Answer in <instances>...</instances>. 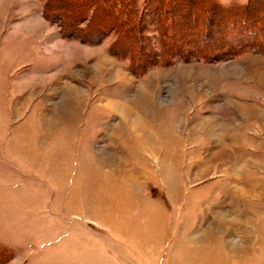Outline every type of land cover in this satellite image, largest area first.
Masks as SVG:
<instances>
[{
    "label": "rangeland",
    "instance_id": "374dc122",
    "mask_svg": "<svg viewBox=\"0 0 264 264\" xmlns=\"http://www.w3.org/2000/svg\"><path fill=\"white\" fill-rule=\"evenodd\" d=\"M97 1L0 0V264H264V0Z\"/></svg>",
    "mask_w": 264,
    "mask_h": 264
},
{
    "label": "trees",
    "instance_id": "16d2710c",
    "mask_svg": "<svg viewBox=\"0 0 264 264\" xmlns=\"http://www.w3.org/2000/svg\"><path fill=\"white\" fill-rule=\"evenodd\" d=\"M133 1H136V0H98L97 2H95L92 5L93 6L92 10H97V9H103L104 10L105 9L106 11L113 12L115 15H118V16L119 15H123V17H119V18H121V20L119 22V25L115 26V28H113V30L115 32H118L119 30L120 31L126 30L127 32H132L133 29H135L136 32H139V34H140V30H139L138 26L136 28H134L133 25H131V19H130L131 14H134V12H136V10H137L136 5L134 4ZM133 7H135V8H133ZM172 10L173 9L169 10V8H168V10H167L168 12L167 13H171ZM129 15H130V17H129ZM236 16H237V14H234L230 18L229 17L223 18L222 22L225 21L226 24L230 25L231 27H235L236 28L235 25H238V23H241L243 21V20H240L238 18V16L237 17ZM236 18L238 19V21H235V20H237ZM177 20H178V18H174L173 22L170 23V25H168V27H167V30L170 33H172V35L173 34H178V33H181V31H184V30H182L184 28L179 26V24H178L179 21H177ZM71 34H74V33H71ZM139 34H138V36H139ZM84 35H86V34H84ZM194 39L186 41V42H179V43H178L177 40L176 41L175 40H170L169 42H171V43H172V41H174L173 43H177V44L171 45L170 47L174 49V47L178 45L177 46L178 50H179V48L180 49H186L188 51V53H192L194 51V47H197V44H196L197 41H195ZM229 42L232 43V41H229ZM224 43H223V45H224ZM205 44H207V43H205ZM137 45L141 46L139 44H137ZM164 46H165V43H160V48L161 47L163 48ZM198 46H199V44H198ZM215 46H217V45H215ZM216 48H218V47H216ZM221 49H223V48H221ZM225 53L231 54V55L235 54L234 51L225 49V50L219 51L215 55L221 56V55H223ZM215 55L213 56V58L215 57ZM180 56H182V55H180ZM207 56L209 57V55H207ZM166 61H169V62H166ZM172 61H173L172 59H170V60L169 59H165L166 63H171ZM162 63H164V62H162Z\"/></svg>",
    "mask_w": 264,
    "mask_h": 264
},
{
    "label": "crops",
    "instance_id": "0c3cea01",
    "mask_svg": "<svg viewBox=\"0 0 264 264\" xmlns=\"http://www.w3.org/2000/svg\"><path fill=\"white\" fill-rule=\"evenodd\" d=\"M3 121H4V125L3 126ZM8 119L5 117L2 116V114H0V171L2 170L3 166L4 168H6V170H8V162L10 161L9 159V156L8 155V151H9V148L12 144V142L14 140H16V144H15V148L16 146L18 147V140H23V136L21 135H13L12 139L10 140L9 138V135L7 134V129H8V123H7ZM5 129V130H4ZM18 154V153H17ZM17 160L18 162H20V157L18 155H16L15 157H12V159L14 160ZM12 162V161H11ZM7 183V182H6ZM8 184V183H7ZM7 186L6 184H3L0 180V186ZM1 204H3V202H0V206Z\"/></svg>",
    "mask_w": 264,
    "mask_h": 264
},
{
    "label": "bare ground",
    "instance_id": "6f19581e",
    "mask_svg": "<svg viewBox=\"0 0 264 264\" xmlns=\"http://www.w3.org/2000/svg\"><path fill=\"white\" fill-rule=\"evenodd\" d=\"M145 109V108H144ZM141 111H143V110H141ZM146 111V110H145ZM143 115H144V112H143ZM113 196H115V194L113 195ZM106 201V200H105ZM107 204V203H106ZM114 222V221H113Z\"/></svg>",
    "mask_w": 264,
    "mask_h": 264
}]
</instances>
